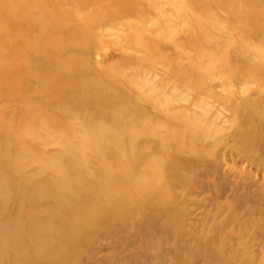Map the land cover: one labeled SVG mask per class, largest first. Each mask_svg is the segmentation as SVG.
Masks as SVG:
<instances>
[{
    "label": "rangeland",
    "instance_id": "374dc122",
    "mask_svg": "<svg viewBox=\"0 0 264 264\" xmlns=\"http://www.w3.org/2000/svg\"><path fill=\"white\" fill-rule=\"evenodd\" d=\"M252 47L264 0H0V264H264Z\"/></svg>",
    "mask_w": 264,
    "mask_h": 264
},
{
    "label": "bare ground",
    "instance_id": "6f19581e",
    "mask_svg": "<svg viewBox=\"0 0 264 264\" xmlns=\"http://www.w3.org/2000/svg\"><path fill=\"white\" fill-rule=\"evenodd\" d=\"M253 49H255L256 51H254L253 52V58L252 59H250V61L252 62V64L255 66V67H258V66H264V61L262 60V55H261V51L260 50H258L257 48H255V47H252ZM204 56V55H203ZM113 117V116H112ZM115 117V116H114ZM114 120H115V118H114ZM126 131V130H125ZM124 131V133H126ZM77 155H78V153H77ZM78 159V158H77ZM82 162V161H81ZM84 162V161H83ZM49 188L51 187L50 185H48V184H46ZM45 186V185H44ZM43 186V187H44ZM52 188V187H51ZM43 190H45V189H43ZM47 190V189H46ZM45 190V191H46ZM49 192H54V189H53V191H51L50 189H49V191H48V193ZM54 195V194H53ZM43 225H45V224H43ZM16 241V240H15Z\"/></svg>",
    "mask_w": 264,
    "mask_h": 264
}]
</instances>
